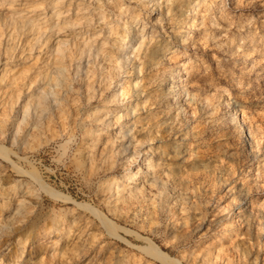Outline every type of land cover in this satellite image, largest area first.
Returning <instances> with one entry per match:
<instances>
[{"label": "rangeland", "instance_id": "rangeland-1", "mask_svg": "<svg viewBox=\"0 0 264 264\" xmlns=\"http://www.w3.org/2000/svg\"><path fill=\"white\" fill-rule=\"evenodd\" d=\"M160 2H0V90L7 89L0 96V264H264V0ZM9 8L26 24L6 17ZM135 22L147 27L155 58L134 48L141 37L128 25ZM38 30L69 40L48 65L51 76L66 65L75 81L72 89L56 87L64 108L42 84V105L34 94L22 121L24 100L10 94L25 82L10 81L37 68L39 47L28 49ZM120 37L130 44L125 50ZM108 70L86 101L87 81L99 84ZM137 80L151 104L136 111L135 126L146 122L136 133L152 138L132 163L120 150L129 138L119 132L132 116L117 114L143 100L131 95ZM118 83L128 84L121 105L110 100ZM150 142L162 179L127 198L114 181L139 167ZM16 196L27 207L18 208Z\"/></svg>", "mask_w": 264, "mask_h": 264}, {"label": "bare ground", "instance_id": "bare-ground-1", "mask_svg": "<svg viewBox=\"0 0 264 264\" xmlns=\"http://www.w3.org/2000/svg\"><path fill=\"white\" fill-rule=\"evenodd\" d=\"M14 0H0V2L3 4L5 2H9L10 5L13 4ZM152 1V0H151ZM154 4L156 6L160 5V0H153ZM27 6V5H26ZM1 7V6H0ZM8 8V7H6ZM166 9H169L168 6H166ZM55 13L57 15H60L61 11H55ZM6 17H9V19L11 21H13L14 23H21L22 25L26 24V21L21 19L19 16L14 15L12 9H8V12H6ZM136 18V17H135ZM21 19V20H19ZM60 20V19H59ZM131 21V20H130ZM141 21V20H140ZM142 22V21H141ZM64 24L69 25L71 24L70 22H68L66 20V18H64L63 21ZM144 23V22H143ZM153 26V25H152ZM146 29L147 27H145V25H142L141 28L139 29L138 27V23L135 22V24H130L128 25V31L129 33H131L133 30H135L136 32H138V34H140L139 36L141 37L138 45H136L134 48L136 50H141L145 51V50H149L150 54L155 58L156 57V51L158 49V47L156 45H152L150 46V49H148L147 46V36H146ZM56 31V30H55ZM154 32V31H153ZM148 33V31H147ZM60 34V33H59ZM35 35V36H34ZM34 41H32L30 39L29 42V51L30 54L33 53V51L37 50L38 47V51H37V55H36V61L38 62L37 64V68L35 67L34 70H31L30 72H27V70L25 71L24 75L19 74H13L11 76V81H10V85L11 84H16V82L19 79H23L22 81H24L25 83L23 84V88L21 89H17L16 91L13 90L10 94V96H12L13 98L16 96V100L19 101V99L24 100V102L22 103V121L24 120V118L26 119L27 117H29L31 115V111H32V107L34 105V94H37V96L39 97L38 99H36L37 103L39 102L40 105L41 101V95L44 96L45 93V89L42 88V84L45 83H49L50 86L52 88H50V92L54 95V99L55 101L61 105V107L64 108L65 103L62 102V99L60 98V94H62V92L57 89V85L58 84H62L64 86H66L69 89L73 88V81H75L74 79V75L69 71V69H67L66 65H60L58 67V75L55 76H51L50 75V68H49V63L52 60L53 56H62L65 54V51L67 50L68 44H69V40L66 38H57L54 36V32L53 33H49L47 31H42V30H38L36 34H34ZM134 35V34H133ZM126 36V35H124ZM22 37V36H21ZM130 37V36H129ZM4 38V37H3ZM23 38V37H22ZM52 39V41H51ZM56 39V40H55ZM3 40V39H2ZM36 40V41H35ZM77 40V39H76ZM118 40L121 41H117L119 42V46L122 49H126L127 46H129L130 44L126 43V39L125 37H120ZM129 40V38H128ZM127 40V41H128ZM137 40V39H136ZM19 41V40H18ZM131 41V39L129 40ZM134 41V40H133ZM84 42V40H83ZM85 44H88L87 42ZM133 45V44H132ZM135 45V44H134ZM79 49L81 51L84 50V48H80ZM19 52V51H18ZM129 52V51H128ZM35 55V54H34ZM1 56V55H0ZM35 57V56H33ZM2 58V57H1ZM0 58V59H1ZM31 59V58H30ZM102 59V58H101ZM116 59V58H115ZM17 62V61H16ZM90 62V61H89ZM7 64V63H6ZM121 63H116L113 64V67H118V65ZM5 65V64H4ZM16 65V63H15ZM12 65L10 68L8 67H2V71L3 73L5 72H9L11 70H14V66ZM22 66V65H21ZM90 66V64H89ZM81 63L74 69V73L80 75L81 74V70H82ZM24 68V67H23ZM9 70V71H8ZM25 70V69H24ZM96 70V69H95ZM184 71L182 73H186V69H183ZM104 75V78L101 79V82L99 84H97L94 80H90L87 81V88H86V101H90L93 97L96 96V93H98L100 90H102L103 88V84H105L107 82L108 77L110 76L111 72L108 70L107 72L103 71L102 72ZM86 74V73H85ZM96 75V74H95ZM47 77H50V80L47 81ZM2 79V77H1ZM100 80V79H99ZM114 82V81H113ZM77 83V81L75 82ZM81 83V82H80ZM141 83V80H137L132 82V87L135 88L132 90V96H134L135 98H137L138 95L143 97V100L140 102V105L137 107V105L139 103H137V101H131V103L129 104V106L127 107L126 111L123 112L122 114H117L118 118H121L124 115H131L132 118L128 121L126 127L121 126L119 128V132L122 136H128L129 140L127 141V143H125V141H123L121 143L120 146V150L123 151L124 153L129 154L128 157H130V161L132 163H134V161L139 159L140 156V147H142L145 143L148 144V140H150L152 138V136H146V137H139L138 133H143L144 129H145V123H141L139 124V126H135L136 124H138V118L139 116L137 115L136 111H141L145 109V106L147 107V105H145V103H147L148 101H150L151 97L148 94H145L143 92V90L140 87H137V84ZM113 84V83H112ZM84 85V84H83ZM121 89L117 92L115 89V91L112 92L111 94V101L114 102H118L119 105H121L120 103H123L126 101V98L123 95H127L128 91H126V88L128 87V84H117ZM2 86V85H1ZM3 87V86H2ZM80 87V86H79ZM27 89V90H26ZM7 89H1L0 90V96L3 95V92H6ZM26 90V92H24ZM65 90V89H64ZM60 91V92H59ZM69 93V92H68ZM8 94V93H7ZM99 94V93H98ZM63 95V94H62ZM79 95V93H78ZM81 95V94H80ZM129 95V94H128ZM76 96V95H75ZM98 96V95H97ZM48 98V97H47ZM1 99V98H0ZM6 99V98H5ZM15 101V100H14ZM97 102V101H96ZM130 102V101H129ZM73 103V102H72ZM117 103V105H118ZM4 104V103H3ZM2 104V106H3ZM148 104H151V102H148ZM84 105V104H83ZM93 105V104H92ZM118 105V106H119ZM5 109L7 108L6 105ZM71 106V105H70ZM87 106V105H86ZM102 106V105H101ZM1 107V106H0ZM14 107V106H13ZM84 107V106H83ZM100 107V106H99ZM121 107V106H120ZM3 108V107H2ZM1 108V109H2ZM80 108V107H79ZM117 108V107H116ZM125 108V107H124ZM67 109V108H66ZM65 109V110H66ZM111 109V108H110ZM7 110V109H6ZM13 110V108H12ZM64 110V109H63ZM76 110V109H75ZM8 111V110H7ZM11 111V110H10ZM9 111V112H10ZM16 111V110H15ZM34 111V110H33ZM48 111V110H47ZM78 111V110H77ZM51 113V110L49 111ZM2 113V111H1ZM5 113V112H4ZM12 113V112H11ZM63 113V112H62ZM76 113V112H75ZM3 114V113H2ZM48 114V113H47ZM34 116V115H33ZM60 116V115H59ZM82 116V115H81ZM48 117V116H47ZM2 118V117H1ZM33 118V117H32ZM58 118V117H57ZM74 118V117H73ZM18 119V118H17ZM48 120V119H47ZM61 121V120H60ZM64 121V120H62ZM72 121V120H71ZM76 121V120H75ZM123 121V119H122ZM17 125V123H15ZM23 125V124H22ZM26 125V124H25ZM132 125V126H131ZM32 126V125H31ZM24 128V127H23ZM17 129V128H15ZM1 130V129H0ZM13 130V129H12ZM138 131V133H136ZM12 134V133H11ZM136 140L137 143H134L132 140ZM119 145V144H118ZM112 147V146H111ZM110 147V148H111ZM95 153V150L92 149V151H90V154L88 155L87 158L90 159V165L93 166V155ZM98 154V153H97ZM123 155V154H122ZM155 153H154V148L153 145L150 142V146L145 148L144 154L141 156L140 158V164L139 167H137L136 170L131 171L129 170V172L126 169V173L123 174V177H121V179H116L114 181V183L117 185L118 189V193H121L123 190L126 189V191L123 193L125 197H138L143 195L146 187L148 185H155L158 181V179H162V176L160 174H156V167L159 164V161L155 160ZM161 155H164V152L161 153ZM161 156V157H162ZM132 157V159H131ZM102 161V160H101ZM131 163V164H132ZM84 164V163H83ZM135 167V166H134ZM128 168V167H127ZM133 168V167H132ZM131 168V169H132ZM130 169V167H129ZM90 170V169H89ZM158 170V169H157ZM27 184H29V186H32V184L30 185V182L27 181ZM27 184L25 183V185L27 186ZM123 185V186H122ZM126 185H128V187H126ZM30 188V187H29ZM35 188V187H33ZM164 188V187H163ZM12 190V189H11ZM17 190V189H16ZM47 192H49L54 198L58 199H67V196H64L63 194L52 190V189H47ZM32 192V191H31ZM15 193V192H14ZM21 193V192H19ZM18 193V194H19ZM30 193V192H29ZM115 193V192H114ZM17 195V194H16ZM28 196V195H27ZM29 197V196H28ZM12 199V198H11ZM17 199V207H27L28 203L26 201V199L24 197L22 198H18L16 196ZM172 199V198H171ZM78 203V202H77ZM166 208V207H165ZM157 212V211H155ZM155 214V213H154ZM155 217V216H153ZM158 217V216H157ZM160 219V218H159ZM158 219V220H159ZM62 221V220H61ZM63 223V221H62ZM60 225V224H59ZM63 225V224H62ZM2 227H4V225L2 223H0V233L2 230ZM60 227V226H58ZM56 229V228H55ZM62 229V227L60 228ZM51 231V230H50ZM118 235V233H117ZM59 241V239H58ZM151 241V240H150ZM203 248L206 247V244H203L202 246ZM158 248V247H157ZM160 248H158L157 250H159ZM162 251V250H161ZM162 255V254H161ZM9 263V262H8ZM16 263V262H15ZM114 264V263H113Z\"/></svg>", "mask_w": 264, "mask_h": 264}]
</instances>
